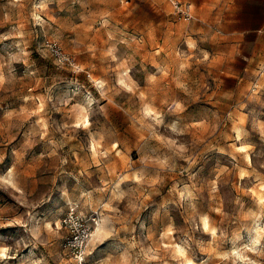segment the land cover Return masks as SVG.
I'll return each mask as SVG.
<instances>
[{
    "label": "rangeland",
    "instance_id": "obj_1",
    "mask_svg": "<svg viewBox=\"0 0 264 264\" xmlns=\"http://www.w3.org/2000/svg\"><path fill=\"white\" fill-rule=\"evenodd\" d=\"M179 1L0 0V264H74L72 210L89 264H264V64Z\"/></svg>",
    "mask_w": 264,
    "mask_h": 264
},
{
    "label": "crops",
    "instance_id": "obj_2",
    "mask_svg": "<svg viewBox=\"0 0 264 264\" xmlns=\"http://www.w3.org/2000/svg\"><path fill=\"white\" fill-rule=\"evenodd\" d=\"M189 6L195 15L192 5ZM204 10L203 19L204 14L209 17L211 13H216L211 22L207 18L208 25L216 29L215 38L211 41L215 62L223 65L224 56L229 55L234 63L244 65L242 68L219 67L224 77L239 80L236 86L240 90L243 80L253 79L264 64V0H219L217 4L204 2ZM252 34L253 38H242L243 35ZM243 44L249 50L243 51ZM254 89H259V84Z\"/></svg>",
    "mask_w": 264,
    "mask_h": 264
},
{
    "label": "built area",
    "instance_id": "obj_3",
    "mask_svg": "<svg viewBox=\"0 0 264 264\" xmlns=\"http://www.w3.org/2000/svg\"><path fill=\"white\" fill-rule=\"evenodd\" d=\"M174 11L180 17L190 20V6L182 4L179 0H168ZM98 223H96L97 225ZM62 227L65 228L67 238L64 242V249L69 254L74 264L88 263V246L93 237V226L87 224L75 211H70L62 221Z\"/></svg>",
    "mask_w": 264,
    "mask_h": 264
}]
</instances>
